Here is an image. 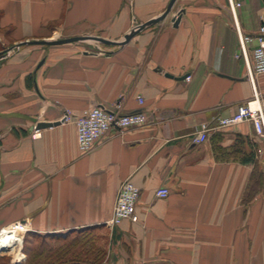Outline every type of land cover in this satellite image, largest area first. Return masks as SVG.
Wrapping results in <instances>:
<instances>
[{
	"label": "crops",
	"instance_id": "crops-1",
	"mask_svg": "<svg viewBox=\"0 0 264 264\" xmlns=\"http://www.w3.org/2000/svg\"><path fill=\"white\" fill-rule=\"evenodd\" d=\"M234 1L242 3L241 33L258 32L264 0ZM170 2L0 0V28L14 42L0 62V235L24 221L38 234L106 229L102 264H264V191L244 203L255 169L248 158L254 153L263 164L264 143L250 123L216 128L255 88L264 96V75L254 85L248 78L228 0H177L172 10L184 12L178 28L171 11L107 52L85 42L26 44L121 42ZM94 107L144 111L149 123L112 132L82 154L76 120ZM66 115L71 121L62 122ZM202 124L212 130L198 145ZM125 182L141 191L139 221L111 229ZM162 188L170 191L166 199L157 197Z\"/></svg>",
	"mask_w": 264,
	"mask_h": 264
},
{
	"label": "built area",
	"instance_id": "built-area-1",
	"mask_svg": "<svg viewBox=\"0 0 264 264\" xmlns=\"http://www.w3.org/2000/svg\"><path fill=\"white\" fill-rule=\"evenodd\" d=\"M229 2L233 20L239 34L241 54L247 63L248 78L254 85L255 76L264 75V17L262 18L258 32L252 35H244L241 33L238 21V11L242 5L234 0H229ZM250 46H252L251 62L248 58ZM101 52L107 51L102 50ZM186 80L190 82L191 77H187ZM139 104L141 106L144 105V99L141 97L139 98ZM71 119L72 117L66 115L62 122H69ZM148 123L149 117L144 111L123 114L113 110H107L103 107H94L91 110L85 111L76 120L79 150L82 154H87L108 134L116 132L119 135L129 129L144 127ZM243 123H250L255 134L264 143V96L261 97L256 88L253 99L240 106L235 114L228 117H218L216 119V128L223 130ZM211 130L208 124H202L193 142L198 145L205 143L208 141V133ZM37 136H39L38 132L34 137ZM140 195V189L133 183H123L118 192L113 217L107 223V226L114 229L124 221L137 223L139 221L137 205L140 200ZM169 195L170 191L167 188H162L157 191V197L160 199H166ZM9 232L17 235V243L8 247H0V253L9 252L11 249H20L25 236L30 232V225L27 221L13 224L5 229L0 236ZM17 260H21V257Z\"/></svg>",
	"mask_w": 264,
	"mask_h": 264
},
{
	"label": "rangeland",
	"instance_id": "rangeland-1",
	"mask_svg": "<svg viewBox=\"0 0 264 264\" xmlns=\"http://www.w3.org/2000/svg\"><path fill=\"white\" fill-rule=\"evenodd\" d=\"M212 1V0H211ZM219 1V0H214ZM241 3V2H237ZM229 7L226 8L225 12H227L228 17H232L231 9H230V2L228 0ZM242 5V3H241ZM178 5L172 10V13L170 16L174 15L172 18L178 15L176 14ZM241 9V8H240ZM224 12V10H223ZM239 13V11H238ZM169 16V17H170ZM234 21V20H233ZM162 23V22H160ZM158 23V24H160ZM157 24V25H158ZM156 26V25H155ZM155 26H152L147 29L154 28ZM145 29V30H147ZM143 30V31H145ZM141 31V32H143ZM239 35V34H238ZM0 36H4L6 40H3L0 42V62H3L4 59H6V55L8 52V49L13 46V41L10 39V34L7 30H1L0 28ZM240 41V40H239ZM82 43V42H77ZM240 44V42H239ZM82 45L86 46L87 49H99L101 50H109L116 48L117 46H107L103 44H99L96 42H85ZM37 46V45H34ZM263 161V160H261ZM259 171H264V163L262 162L259 164ZM264 191V189H263ZM262 191V192H263ZM260 194V192H258ZM89 232V231H88ZM79 233L75 234L72 232V234L69 233L68 240L72 241L75 237H79L78 241L76 242V245L72 248L73 251H77L79 253L80 249L82 250L81 253L85 254L86 251H89L90 254H94V256H91V258H100L102 260V257L105 253H107L108 243H109V231L106 229H97L90 231L91 233ZM80 235V236H79ZM30 236V237H29ZM55 236H67V234L63 235H57V234H38V233H28L25 238L22 246L20 249H11L9 252L0 253V264H31V258L35 254V250L41 249L40 247H43V249H46V246H60L63 245V241L58 240H51V238ZM46 243V246L44 245ZM67 244V242H64ZM85 247V249H82V247ZM90 246L92 249L88 248ZM31 250V251H29ZM24 255V256H23ZM28 255V256H27ZM19 257H21V260H17ZM44 256H42L43 258ZM81 259V256H79ZM86 257H83L81 260H85ZM20 261V262H19ZM56 264V263H55Z\"/></svg>",
	"mask_w": 264,
	"mask_h": 264
},
{
	"label": "trees",
	"instance_id": "trees-1",
	"mask_svg": "<svg viewBox=\"0 0 264 264\" xmlns=\"http://www.w3.org/2000/svg\"><path fill=\"white\" fill-rule=\"evenodd\" d=\"M251 162H254L255 169L253 173V177L251 180V184L248 187V190L245 194L244 203L249 204L253 198L255 197L257 192L263 191L264 189V171H259V161H257L256 156L254 153L252 155H249V158ZM97 230V228L87 229L83 232L75 231L73 233L78 234L79 233H91L90 231ZM72 234V233H70ZM55 236L51 238V240H58L63 241V245L60 246H46V243L44 244L46 246V249H43V247H40L41 249L35 250L34 256L31 258L32 263L31 264H102L106 253L102 257V260L100 258H91V256H94V254H90L89 251H86L85 254L81 253V249L79 253L77 251H73V247L76 245V242L79 240V237H75L72 241L68 240V236ZM80 236V235H79ZM30 237V236H29ZM64 242H67L64 243ZM88 248L92 249L90 246ZM82 249H85L83 246ZM31 251V250H29ZM28 256V255H27ZM42 256H44L42 258ZM83 257H86L85 260H81Z\"/></svg>",
	"mask_w": 264,
	"mask_h": 264
},
{
	"label": "water",
	"instance_id": "water-1",
	"mask_svg": "<svg viewBox=\"0 0 264 264\" xmlns=\"http://www.w3.org/2000/svg\"><path fill=\"white\" fill-rule=\"evenodd\" d=\"M177 0H171L170 4L168 5L167 10L163 13V15H161L160 17L154 19L153 21H150L148 23L142 24L138 27H136L135 29H133L128 35H126L124 37V40L121 42H111L108 40H104L98 37H75V38H69V39H62V40H58V41H33V42H28L26 44L28 45H41V46H56V45H64V44H71V43H76V42H96L99 44H103V45H107V46H124L126 44H128L131 39L138 33H140L141 31L150 28L154 25H157L158 23L164 21L171 13L172 8L174 6V4L176 3ZM183 11L179 12L177 16H175L172 19L174 28H178L182 17H183ZM185 78V77H184ZM60 123H39L36 127L37 130H42V129H46V128H51L53 126L59 125Z\"/></svg>",
	"mask_w": 264,
	"mask_h": 264
},
{
	"label": "bare ground",
	"instance_id": "bare-ground-1",
	"mask_svg": "<svg viewBox=\"0 0 264 264\" xmlns=\"http://www.w3.org/2000/svg\"><path fill=\"white\" fill-rule=\"evenodd\" d=\"M58 41L62 39H53L52 41ZM17 235L14 233H5L4 235L0 236V247H5V246H11L14 243H17Z\"/></svg>",
	"mask_w": 264,
	"mask_h": 264
}]
</instances>
